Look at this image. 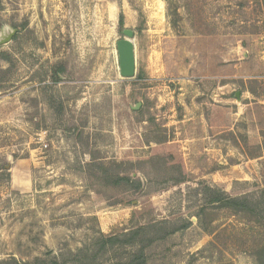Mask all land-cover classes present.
<instances>
[{"label": "rangeland", "instance_id": "obj_1", "mask_svg": "<svg viewBox=\"0 0 264 264\" xmlns=\"http://www.w3.org/2000/svg\"><path fill=\"white\" fill-rule=\"evenodd\" d=\"M122 11L133 78L119 74ZM14 29L0 46V260L191 222L148 264H264V219L203 194L264 191V0H0V36Z\"/></svg>", "mask_w": 264, "mask_h": 264}, {"label": "trees", "instance_id": "obj_2", "mask_svg": "<svg viewBox=\"0 0 264 264\" xmlns=\"http://www.w3.org/2000/svg\"><path fill=\"white\" fill-rule=\"evenodd\" d=\"M120 27L122 30L125 25V14L120 13ZM56 80H60L59 75L56 74ZM107 182L113 185L126 184L132 189L140 190L142 181L140 179H133L130 176L110 175L107 177ZM203 194L206 198V205H216L224 209H231L239 213H251L258 218L264 219V191L261 195H247L232 197L225 191L218 187L205 185ZM205 209V208H204ZM204 210H201V214ZM192 225L187 222L183 225L174 227L159 236V229H156L157 224L143 225L129 230L122 234L104 235L101 234L91 246L80 248L77 252L71 253L67 259L62 257H45L37 258L35 262L30 264H98L100 258L108 251L123 248L128 251V258L126 261L117 259L113 264H148L152 259V249L156 242L164 240L169 235L175 234L181 230H185ZM0 264H24L15 258L0 260Z\"/></svg>", "mask_w": 264, "mask_h": 264}, {"label": "water", "instance_id": "obj_3", "mask_svg": "<svg viewBox=\"0 0 264 264\" xmlns=\"http://www.w3.org/2000/svg\"><path fill=\"white\" fill-rule=\"evenodd\" d=\"M17 29L7 30L0 36V46L10 42L16 35ZM123 37L117 41V52L119 60V74L123 78H133L136 75V44L135 31L133 29L124 28L122 30ZM239 96V95H238ZM141 103L133 107L138 110Z\"/></svg>", "mask_w": 264, "mask_h": 264}]
</instances>
